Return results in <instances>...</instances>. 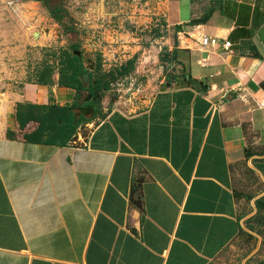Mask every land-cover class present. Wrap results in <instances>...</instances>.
I'll list each match as a JSON object with an SVG mask.
<instances>
[{"label": "crops", "instance_id": "1", "mask_svg": "<svg viewBox=\"0 0 264 264\" xmlns=\"http://www.w3.org/2000/svg\"><path fill=\"white\" fill-rule=\"evenodd\" d=\"M165 7L164 87L80 144L12 133L19 104L67 103L59 74L0 90V264H214L240 234L234 170L264 160V0ZM18 30L9 60L27 49Z\"/></svg>", "mask_w": 264, "mask_h": 264}, {"label": "rangeland", "instance_id": "2", "mask_svg": "<svg viewBox=\"0 0 264 264\" xmlns=\"http://www.w3.org/2000/svg\"><path fill=\"white\" fill-rule=\"evenodd\" d=\"M165 12V0H0V17L4 19H0V42H4L0 46H8L16 29L27 42L26 52L17 60L8 59L5 52L9 49L0 51V90L19 91L50 67L58 74L61 50L75 44L89 71L88 79H83L82 90L70 91L67 103L54 105L76 102V118L84 116L75 138L80 144L110 112L141 111L154 93L164 87L160 84L165 76L161 66H167V52L158 55L156 49L169 34ZM12 18L16 28L11 31L8 26L12 24L7 22ZM36 42L42 43L34 45ZM132 60L134 65L119 76L123 66ZM90 72L110 81L109 89L96 96L90 89ZM112 74L118 76L116 81L111 80ZM88 103L92 104L85 107ZM39 128L38 122H30L24 130L12 133L37 141H54L58 135L54 128L46 132ZM256 161H246L234 170L240 234L214 264L264 263V208L256 204L257 200L264 202V174L256 168Z\"/></svg>", "mask_w": 264, "mask_h": 264}, {"label": "trees", "instance_id": "3", "mask_svg": "<svg viewBox=\"0 0 264 264\" xmlns=\"http://www.w3.org/2000/svg\"><path fill=\"white\" fill-rule=\"evenodd\" d=\"M54 11L51 10L53 15ZM78 47L72 44L68 49L61 50V56L59 57V66L57 71L59 74V85L64 88L72 89L75 91L82 90L84 88V74L89 71L85 68L80 56L77 53ZM168 54H166L167 56ZM169 56V55H168ZM170 57V56H169ZM171 58V57H170ZM170 60L164 59V62ZM135 63L134 60L129 61L127 66H123L120 75H124L129 71V68ZM55 74L54 68L42 70L39 76L34 82L39 84H53V76ZM117 75L112 74V81H116ZM90 89L98 96L102 91L109 89L110 81H104L101 78L95 77L93 72L89 73ZM76 101V100H75ZM92 103L86 104L85 107H90ZM76 102L71 105L59 106V105H35V104H19L17 108V121L20 125V129L24 130L30 122H38L40 124L39 130L46 132L50 128H54L58 134L55 136V140L51 141L59 146H66L75 141L77 136L78 127L84 121V116L76 118L74 109L77 108ZM10 136L12 134L10 133ZM37 141V140H33ZM256 168L264 174V160L256 161ZM135 191V188H134ZM256 204L258 208H264V202L257 200ZM264 264V263H262Z\"/></svg>", "mask_w": 264, "mask_h": 264}, {"label": "built area", "instance_id": "4", "mask_svg": "<svg viewBox=\"0 0 264 264\" xmlns=\"http://www.w3.org/2000/svg\"><path fill=\"white\" fill-rule=\"evenodd\" d=\"M17 9H14V12H17ZM201 44L203 47H216L222 45L225 51H230L232 44L229 41H222L217 38H211L208 36H203L201 40Z\"/></svg>", "mask_w": 264, "mask_h": 264}, {"label": "water", "instance_id": "5", "mask_svg": "<svg viewBox=\"0 0 264 264\" xmlns=\"http://www.w3.org/2000/svg\"><path fill=\"white\" fill-rule=\"evenodd\" d=\"M201 21H203V20H201ZM165 59L170 60V57L167 55V56H165ZM83 76H84V79H86V80L88 79V73H85ZM89 100H90V97L87 99V101H89Z\"/></svg>", "mask_w": 264, "mask_h": 264}]
</instances>
